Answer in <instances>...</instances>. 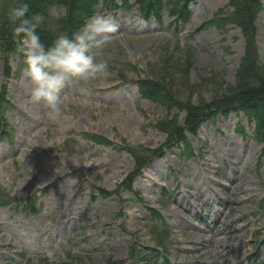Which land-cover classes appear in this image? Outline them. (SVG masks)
Here are the masks:
<instances>
[{"label": "rangeland", "instance_id": "374dc122", "mask_svg": "<svg viewBox=\"0 0 264 264\" xmlns=\"http://www.w3.org/2000/svg\"><path fill=\"white\" fill-rule=\"evenodd\" d=\"M76 1L28 11L45 17L41 42L57 38L49 26L71 38L99 15L117 26L116 53L88 93L66 82L53 119L31 101L11 37L5 12L16 0H0V264H135L130 245L168 264H264L262 131L249 136L259 124L233 114L205 122L236 101L245 15L229 0H195L183 18L161 5L143 18L137 0L86 12ZM53 8L66 14L50 18ZM248 18L264 68V11ZM98 188L105 199L94 198Z\"/></svg>", "mask_w": 264, "mask_h": 264}, {"label": "clouds", "instance_id": "9594fccd", "mask_svg": "<svg viewBox=\"0 0 264 264\" xmlns=\"http://www.w3.org/2000/svg\"><path fill=\"white\" fill-rule=\"evenodd\" d=\"M28 11L27 0H16L7 6L5 15L12 25L11 37L25 58L24 73L33 86L31 101H44L48 115L56 119L63 112L60 94L66 82L75 78L73 84L77 90L86 94L95 81L110 75L109 64L116 53L113 34L117 32V26L110 18L98 15L73 32L71 38L58 27L49 26L48 30L57 33V38L51 47H45L39 34L45 17L34 15L29 18ZM64 14L53 8L49 17L59 21Z\"/></svg>", "mask_w": 264, "mask_h": 264}, {"label": "trees", "instance_id": "16d2710c", "mask_svg": "<svg viewBox=\"0 0 264 264\" xmlns=\"http://www.w3.org/2000/svg\"><path fill=\"white\" fill-rule=\"evenodd\" d=\"M100 0H77L75 2L76 10L84 11L90 10L91 7L96 5ZM103 1V0H102ZM108 1L112 8H115V0H105ZM173 0H137L138 8H140V16L145 18L148 16L149 12L152 11L156 14L158 6H163L168 13H174L178 15V18H183V13L185 12L186 5L194 2L195 0H180V2H175L171 7L168 3H172ZM229 0V8L232 6L235 11H239L244 14L246 18L241 23V32L244 38L245 50L243 58L241 59L240 67L237 69L235 74V97L234 102H228V106L221 108L216 106L211 108V114L207 116L208 119H213L218 114H224L225 116L229 112L241 113L245 119L250 123H258L259 126L257 130L252 132L250 135L257 137L260 131L263 151H264V68L258 63L257 56H253V35L254 28L249 20V15H255L264 11V0ZM29 4V11L35 12V9L43 6H50L51 0H27ZM132 6L125 7V9H131ZM232 15V14H231ZM146 91L160 92V86L152 81L142 80L140 81ZM238 98V99H237ZM193 127L189 129L190 135H196L197 130L200 126H195L196 123L191 124ZM240 130V129H239ZM1 131V128H0ZM3 131V129H2ZM241 131V130H240ZM97 193H94V198L105 199L109 192L98 188ZM168 198H163L167 201ZM130 260L135 264H168V262L159 253L152 251L146 247L136 248L134 245H130L129 249ZM111 264H116L112 262Z\"/></svg>", "mask_w": 264, "mask_h": 264}, {"label": "bare ground", "instance_id": "6f19581e", "mask_svg": "<svg viewBox=\"0 0 264 264\" xmlns=\"http://www.w3.org/2000/svg\"><path fill=\"white\" fill-rule=\"evenodd\" d=\"M1 230H3V224H2V222H1V220H0V231Z\"/></svg>", "mask_w": 264, "mask_h": 264}]
</instances>
